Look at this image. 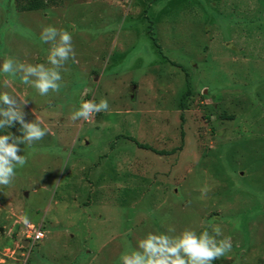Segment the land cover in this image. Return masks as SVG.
<instances>
[{
  "label": "rangeland",
  "instance_id": "rangeland-1",
  "mask_svg": "<svg viewBox=\"0 0 264 264\" xmlns=\"http://www.w3.org/2000/svg\"><path fill=\"white\" fill-rule=\"evenodd\" d=\"M52 1L0 0V67H50L48 25L75 51L58 93L0 73L48 129L0 185V264H121L149 232L210 224L232 240L216 264H264V0ZM30 225L46 236L27 247Z\"/></svg>",
  "mask_w": 264,
  "mask_h": 264
},
{
  "label": "clouds",
  "instance_id": "clouds-1",
  "mask_svg": "<svg viewBox=\"0 0 264 264\" xmlns=\"http://www.w3.org/2000/svg\"><path fill=\"white\" fill-rule=\"evenodd\" d=\"M40 39L51 44L47 56L50 67L43 63L32 65L6 58L0 67V73L12 78L19 74L23 84L30 85L41 96H47L50 92H59L61 70L66 71L64 66L70 58L75 61V51L72 34L67 30L48 25L43 28ZM4 85L10 87V81L5 79ZM27 102L24 97L17 98L8 92L0 93V129L9 128L18 122L23 133L22 136H14L10 132L0 135V185L3 186L10 185L16 176L15 169L27 163V158L18 154L22 151L19 145H31L48 133L47 128L40 126L41 121L25 120L22 105ZM108 110L106 99H101L98 103L85 101L71 114V120L88 121L94 113ZM207 192L206 187L201 189L202 196ZM208 227L211 231L206 229L197 234L192 229H185L178 236L168 234L175 232L173 227H169L166 233L149 232L138 241L137 249L121 254V264H213L214 260L225 257L232 251V240L231 237L218 239L222 236L219 226L210 224Z\"/></svg>",
  "mask_w": 264,
  "mask_h": 264
},
{
  "label": "built area",
  "instance_id": "built-area-1",
  "mask_svg": "<svg viewBox=\"0 0 264 264\" xmlns=\"http://www.w3.org/2000/svg\"><path fill=\"white\" fill-rule=\"evenodd\" d=\"M46 233L45 230L42 228V226L35 227L34 225H30V231L27 235V239L30 243L32 241L33 243H37L38 241L45 238Z\"/></svg>",
  "mask_w": 264,
  "mask_h": 264
},
{
  "label": "trees",
  "instance_id": "trees-1",
  "mask_svg": "<svg viewBox=\"0 0 264 264\" xmlns=\"http://www.w3.org/2000/svg\"><path fill=\"white\" fill-rule=\"evenodd\" d=\"M29 1V6H28V10H33V11H35V10H40V9H43V8H45V6H46V0H28ZM52 1V0H51ZM53 3H57V1L56 0H53L52 1ZM156 42V41H155ZM156 44L158 45V47H159V44L156 42ZM4 134V132H2L1 130H0V134L1 135H3ZM142 147H144V148H149L147 145H144V144H140ZM213 264H216L214 261H213Z\"/></svg>",
  "mask_w": 264,
  "mask_h": 264
},
{
  "label": "water",
  "instance_id": "water-1",
  "mask_svg": "<svg viewBox=\"0 0 264 264\" xmlns=\"http://www.w3.org/2000/svg\"><path fill=\"white\" fill-rule=\"evenodd\" d=\"M23 245L24 246H27L28 245V241L27 240H24Z\"/></svg>",
  "mask_w": 264,
  "mask_h": 264
},
{
  "label": "flooded vegetation",
  "instance_id": "flooded-vegetation-1",
  "mask_svg": "<svg viewBox=\"0 0 264 264\" xmlns=\"http://www.w3.org/2000/svg\"><path fill=\"white\" fill-rule=\"evenodd\" d=\"M24 242V241H23ZM23 242H22V244H23Z\"/></svg>",
  "mask_w": 264,
  "mask_h": 264
}]
</instances>
